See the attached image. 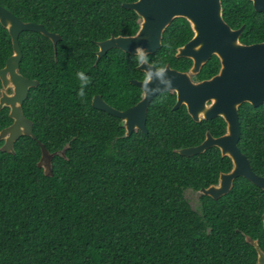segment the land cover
<instances>
[{"label": "trees", "instance_id": "1", "mask_svg": "<svg viewBox=\"0 0 264 264\" xmlns=\"http://www.w3.org/2000/svg\"><path fill=\"white\" fill-rule=\"evenodd\" d=\"M133 1L0 0L23 21L61 35L56 49L40 32L19 35L21 73L39 81L23 103L37 138L20 137L14 153L0 149V264H257L247 236L264 250V190L238 177L219 199L204 195L201 188L232 169L231 158L218 147L177 152L202 143L208 130L226 133L223 117L197 122L186 105L173 109L177 95L167 90L149 105L148 134L128 136L119 117L92 105L95 94L121 110L143 97L131 82L142 79L133 54L112 48L95 64L98 41L138 31L139 15L123 5ZM223 16L233 28L245 25L241 42L264 41V12L252 1L223 0ZM193 34L179 18L149 58L188 71L192 59L176 53ZM12 53L0 22V68ZM220 67L213 55L196 76L210 78ZM77 71L91 78L84 98ZM9 112L0 111V131L13 122ZM239 116V147L264 176V103H243ZM38 140L58 152L53 175L38 165ZM189 190L198 193L196 202Z\"/></svg>", "mask_w": 264, "mask_h": 264}, {"label": "water", "instance_id": "2", "mask_svg": "<svg viewBox=\"0 0 264 264\" xmlns=\"http://www.w3.org/2000/svg\"><path fill=\"white\" fill-rule=\"evenodd\" d=\"M251 1L257 11H264V0ZM123 5L142 17L140 27L133 35H112L98 41L95 64L112 48L134 54L137 46H142L147 54L156 53L162 47L164 31L175 17L186 18L194 32L193 37L177 49L176 56L190 58L193 64L188 71H182L168 63L166 76L172 77V86L164 89L166 85L160 84L162 91L143 95L141 100L127 109L111 106L101 94L93 96L92 105L123 120L126 135H131L136 129L148 134L150 103L160 93L174 91L177 95L174 110L186 105L188 113L197 122L221 116L227 124L226 133L222 135L214 136L208 130L202 143L177 149L181 155L192 156L211 147H218L223 156L231 158L232 169L222 172L217 184L201 188L200 193L219 199L231 191L238 177H245L264 190V176L253 170L249 158L239 147L242 132L240 106L245 102L253 106L264 103V41L252 44L241 42L240 36L245 25L235 29L225 21L222 0H137L124 2ZM0 22L8 29L13 44L12 55L5 66L0 68L2 87L9 84L13 86L11 95L4 92L0 94V111L9 107V115L13 119L9 126L0 131V141H3L0 149L14 153L15 142L20 137L27 135L37 138L33 131V121L24 113L23 103L30 89L37 86L39 81L21 73L23 52L19 35L24 30L40 32L52 40L55 49L61 35L49 31L42 23L23 21L1 3ZM213 55L220 59L219 72L210 78L195 81L194 76L200 73ZM147 66L145 64L141 67ZM141 80L134 79L131 82L141 88ZM155 83L159 81H154L153 85ZM38 143L42 151L38 165L44 169L46 175H53V157L58 152H50L41 140ZM247 240L257 249V264H264V250L258 240L250 236H247Z\"/></svg>", "mask_w": 264, "mask_h": 264}, {"label": "clouds", "instance_id": "3", "mask_svg": "<svg viewBox=\"0 0 264 264\" xmlns=\"http://www.w3.org/2000/svg\"><path fill=\"white\" fill-rule=\"evenodd\" d=\"M133 67L140 69L142 71V80H141V95H150L151 93H157L162 91L160 89V84H165L166 88L172 86V77L166 76L168 69L166 65L162 62H157L149 58L146 50L142 46H137L136 52L133 54ZM147 64V67H141L142 65ZM7 75V74H6ZM76 77L80 82V87L78 89L77 95L80 98H84L86 95L85 86L91 83V78L85 74L84 71H77ZM158 80L159 83L153 82ZM12 84H9L7 87L0 86V92L7 93L8 95L12 94Z\"/></svg>", "mask_w": 264, "mask_h": 264}, {"label": "flooded vegetation", "instance_id": "4", "mask_svg": "<svg viewBox=\"0 0 264 264\" xmlns=\"http://www.w3.org/2000/svg\"><path fill=\"white\" fill-rule=\"evenodd\" d=\"M135 1H137V0H135ZM251 1V0H250ZM134 2V1H133ZM222 4H223V0H222ZM254 6V5H253ZM136 12V11H135ZM262 12H264V11H262ZM137 13V12H136ZM140 17V22L142 21V17L141 16H139ZM224 17V16H223ZM179 18H184V17H175L174 19H173V21L171 22V23H173L174 21H176V20H178ZM184 19H186V18H184ZM226 21V20H225ZM228 23V22H227ZM229 24V23H228ZM190 25H191V23H190ZM230 25V24H229ZM231 26V25H230ZM192 27V26H191ZM232 27V26H231ZM233 28V27H232ZM235 29H237V28H235ZM194 35V34H193ZM182 46V45H181ZM180 46H178L177 47V49L179 48ZM132 80H134V79H131V81ZM194 80L195 81H198V80H202V79H198L197 78V76H194ZM111 105V104H110ZM111 106H113V105H111ZM114 107V106H113ZM131 107V106H130ZM116 108V107H115ZM129 108V107H128ZM127 109V108H126ZM123 121V120H122ZM123 124H125L124 123V121H123ZM125 126V125H124ZM137 130H139V129H137Z\"/></svg>", "mask_w": 264, "mask_h": 264}, {"label": "rangeland", "instance_id": "5", "mask_svg": "<svg viewBox=\"0 0 264 264\" xmlns=\"http://www.w3.org/2000/svg\"><path fill=\"white\" fill-rule=\"evenodd\" d=\"M191 192V193H189ZM187 193H189V196L196 202L197 201V197H198V193L193 192L191 190H189Z\"/></svg>", "mask_w": 264, "mask_h": 264}]
</instances>
